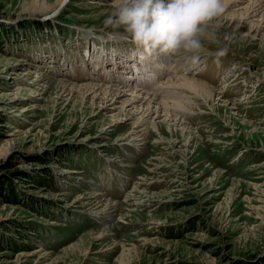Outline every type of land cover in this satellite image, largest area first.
<instances>
[{"label":"rangeland","instance_id":"rangeland-1","mask_svg":"<svg viewBox=\"0 0 264 264\" xmlns=\"http://www.w3.org/2000/svg\"><path fill=\"white\" fill-rule=\"evenodd\" d=\"M107 2L0 0V233L24 234L0 264H264V0L226 1L217 41L191 66L168 56L151 90L123 85L131 46L106 42ZM85 85L124 95L110 105ZM130 94L151 112L139 100L116 117ZM41 200L47 215L29 207Z\"/></svg>","mask_w":264,"mask_h":264},{"label":"clouds","instance_id":"clouds-1","mask_svg":"<svg viewBox=\"0 0 264 264\" xmlns=\"http://www.w3.org/2000/svg\"><path fill=\"white\" fill-rule=\"evenodd\" d=\"M226 0H114L105 27L131 46V56L149 63L157 55L198 63L205 45L217 41ZM227 54L218 49L215 57Z\"/></svg>","mask_w":264,"mask_h":264},{"label":"bare ground","instance_id":"bare-ground-1","mask_svg":"<svg viewBox=\"0 0 264 264\" xmlns=\"http://www.w3.org/2000/svg\"><path fill=\"white\" fill-rule=\"evenodd\" d=\"M102 1L104 3V2H107L108 0H102ZM226 1H228V0H226ZM231 1L235 2L237 0H231ZM254 1L255 0H252L253 3H255ZM229 2H230V0H229ZM108 5H110V6L109 7H106V8H112V6H113L112 3L111 4H108ZM248 9H249L248 7L245 8L246 11H248ZM230 15H233V12H231ZM246 17H247V15H246ZM46 24H47V22H46ZM254 27H257V24L256 23H253L252 26H250V28H254ZM111 50H113V49L107 48V49H103V52L106 53L107 51H111ZM157 57H160L161 59L163 57V60L160 62V64H158L159 63L158 60L157 61L156 60L153 61V63H151V64L150 63L149 64H145L144 66L147 67V70L146 71H143L141 73L142 74V77L143 78H146V79L147 78L148 79H151V77H156V78H153V79L149 80L150 82L149 81L147 82V83H151L150 86L147 85L148 86L147 89H150V90L151 89H154V87H156L157 85H159L158 81L161 79L162 75H164L165 72H166V71L163 70V68H164L163 65H164L165 59H167L168 56H165V55H157ZM156 64H158V65H156ZM170 83H172V82L170 81L167 85H169ZM123 85H128V84H125L124 83ZM173 85L174 86H183L185 88H188L190 90H193V91L199 93L200 95H202L203 98L206 99V101L207 100H209V101H212L213 100L214 101L215 94H214L213 89L210 88L205 83H203L201 81H198V80H195L194 78H192V76H191V78L190 77H187V76H180L176 82L174 81V84ZM81 90H82L83 93L84 92L90 93L92 91L95 92L94 95H93L94 98L97 97L98 94H99L100 97H98V98L100 100H103L104 102L107 101L110 105H114L115 103H117L115 101H117L119 98H121L124 95L123 91H120L118 88H115V87L114 88H110V87H104V88L103 87H98V90H97L95 87H90L89 85H85V88L84 89H81ZM84 96H85V93L83 94V97ZM86 97H87V95H86ZM128 97L129 98L126 97L125 99H121L120 104H117L116 105V109H118L116 111L117 112L116 115H115L116 117L125 116L127 114L126 107L129 108L130 105H132L135 108H137V106L140 107V105L142 107V104L139 103V100L146 101V102H144V103H146L145 111H143L142 114L145 115L146 113L149 114V112H151V106H150V104H151L152 100L150 99L149 95L146 94V95H143L142 97L141 96L139 97V95L138 96H132V94H130V96H128ZM137 111H135V113H140L139 110H137ZM156 112L158 113V111H156ZM144 118H142V116L140 115L137 118L136 123H142V124H145V125H147L148 123H150V122H145L144 121ZM163 124H165V126H168V123L166 124V122H164ZM172 125L173 126H169V128H168L169 130L175 131V132L179 131L182 134H186L187 133V132L186 133H183L185 131H184V128H183L182 125H175V124H172ZM177 126H180L181 129H178ZM217 174H218V172H217Z\"/></svg>","mask_w":264,"mask_h":264},{"label":"trees","instance_id":"trees-1","mask_svg":"<svg viewBox=\"0 0 264 264\" xmlns=\"http://www.w3.org/2000/svg\"><path fill=\"white\" fill-rule=\"evenodd\" d=\"M4 36L5 37L8 36V33L5 32ZM48 171H49V169L46 170L45 173L41 172L42 174L40 173L41 174L40 176H38V175L35 176V178L38 179L37 182L39 185L44 184V186L46 187L47 185L45 183L51 182L49 180L50 175H49ZM15 173L16 172H13L12 175ZM43 174H44V176H43ZM33 203H34V201L32 203H29V207L34 213L36 212L39 215H42V214L47 215L48 214V210H47L48 205L46 202L41 200L40 203H38V202L36 203L37 205H32ZM34 232H35V228L31 227V233H34ZM18 236H19L18 237L19 240H14V239L7 238L6 236H4L0 233V251H4V250L18 251V250H20L23 247V246H21V245H23V243L20 240L24 239L23 238L24 234L23 235L18 234Z\"/></svg>","mask_w":264,"mask_h":264}]
</instances>
